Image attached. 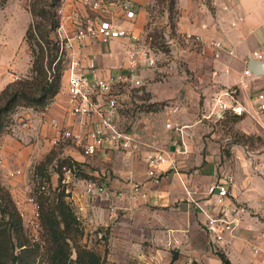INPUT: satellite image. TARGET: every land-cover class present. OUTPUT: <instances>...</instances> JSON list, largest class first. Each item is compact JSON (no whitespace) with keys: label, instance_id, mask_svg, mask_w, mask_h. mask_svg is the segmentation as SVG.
Segmentation results:
<instances>
[{"label":"crops","instance_id":"1","mask_svg":"<svg viewBox=\"0 0 264 264\" xmlns=\"http://www.w3.org/2000/svg\"><path fill=\"white\" fill-rule=\"evenodd\" d=\"M107 1L112 4L109 17L119 27L142 37L146 35L150 24L148 9L153 0H126L135 12L133 18L126 16L118 0ZM28 2H0V92L16 76L26 74L31 68V54L25 41L32 21ZM62 3L66 16L65 36H73L77 30V24L69 16L72 11L78 10L84 18L94 22L102 17L85 6L82 0H62ZM176 8L175 31L183 37V45L177 43L175 37H171L168 43L178 46L176 52L180 53H186L190 46H194V50L201 47L210 56L211 74L216 86L221 88L219 92L237 86L243 80L246 85L239 86V97L246 111L236 123L248 124L251 133L263 132L264 112L258 111L255 96L264 93V71H254L249 64L254 59L253 51H264V0H212V8L206 0H177ZM187 33L199 39L187 40L184 38ZM214 41L224 44L220 57H215ZM135 43L127 37L108 43L89 40L84 45L75 44L70 56L79 59V67L84 71L89 60L94 59L99 74L106 75L124 67L125 51ZM231 50L233 54H230ZM246 68L261 73V76H245ZM148 69L145 68L144 72ZM67 84L65 70L61 89L53 102L41 111L21 108L15 114L12 133L0 137L4 183L16 200L24 202V208L29 212L31 207L25 202L30 188L29 172L33 163L54 148L51 139L56 130L51 119L57 118L63 126L73 129L90 125V122H81L71 114ZM25 120L30 121V127H23ZM187 128L183 126V135L177 128V134L171 128L149 133L141 129L136 133L131 131L136 144L128 151L108 149L86 157L77 147L67 148V155L75 160L88 159L90 165H86V170L95 176L81 179L82 190L74 194L72 200L89 223L111 227V250L134 252L140 258L145 257L157 264L163 259H170V263L173 254L178 256L172 264H223L210 247V238L203 227L206 217L197 203L205 201L207 186L222 173L232 174L233 199L246 206L248 212L240 228L234 236L227 237L223 246L232 264H262L252 246L264 249V152L233 144L229 152L223 153L213 141L209 144L202 141L200 148H196L192 142L194 134ZM156 151L170 155L175 165L166 162L156 168L151 167L147 158ZM17 169L24 173L10 176V172ZM151 169L160 173L159 181L149 175ZM92 180L105 186L111 198L88 194L85 186ZM134 182L142 184L147 197H130ZM119 191H123L125 196L113 195Z\"/></svg>","mask_w":264,"mask_h":264},{"label":"built area","instance_id":"2","mask_svg":"<svg viewBox=\"0 0 264 264\" xmlns=\"http://www.w3.org/2000/svg\"><path fill=\"white\" fill-rule=\"evenodd\" d=\"M121 1V3H120ZM83 4L102 17L98 22L84 18L78 11L74 10L69 15L77 24L76 33L73 36H65L66 29L64 20L65 6L61 2L57 8L60 18V25L56 30V36L60 41L61 50L67 53L66 72L68 74L67 92L69 94L70 112L81 122H90L87 128L73 129L63 126L57 118L51 119V125L56 130V135L52 137L51 144L57 147L61 142L71 141L86 157H91L99 152L108 149L128 151L135 147V135L123 129L120 124L121 98L116 91L119 88L138 87L143 84V72L145 68H151L156 64L157 53L153 47L154 23L150 22L144 37L119 27L112 17V4L107 0H82ZM121 7L126 11L128 18H133L135 12L131 9L130 3L126 0H118ZM127 37L136 43L125 51L126 63L124 67L100 75L99 69L94 59H90L86 71L79 67V59L70 56L75 44L84 45L86 41L100 40L108 43L114 39ZM187 40H198L199 37L191 33L184 35ZM215 57H220L224 44L221 41L212 43ZM233 54V51H230ZM254 59L264 61V51L255 50L252 53ZM246 68L244 75L247 77L261 76ZM18 78V76H16ZM246 85L240 80L237 86H231L219 92L214 99L216 116H224L226 113L238 115L244 114L246 106L239 97V86ZM258 103V111L264 112V93L255 96ZM23 127H30V121L22 122ZM170 126V124H169ZM183 135L182 128L177 127ZM148 164L156 168L159 164L170 162L175 165L174 160L164 151H156L149 154ZM22 169L10 172V176L23 174ZM149 175L156 181L160 179V173L155 169L149 170ZM231 185H234V176L229 173H222L205 190V201L198 202L197 205L205 214L204 229L208 233L213 244L223 246L227 237L234 236L235 232L242 225L245 214L248 212L246 206L233 199ZM34 182L30 181L29 193L26 203L30 205V212L24 208V202L17 200L16 204L28 225L31 235L40 239V205L35 196ZM85 190L91 195H104L107 199L111 198L110 191L97 181L86 183ZM131 198L147 197V192L140 182H134L130 190ZM116 197H124L123 191L115 192ZM254 252L261 254L262 264H264V249L260 246H252Z\"/></svg>","mask_w":264,"mask_h":264},{"label":"rangeland","instance_id":"3","mask_svg":"<svg viewBox=\"0 0 264 264\" xmlns=\"http://www.w3.org/2000/svg\"><path fill=\"white\" fill-rule=\"evenodd\" d=\"M32 1L29 0L28 5ZM40 1L45 4L44 6L47 9L54 10L52 0ZM172 2L173 0H153L152 4L149 5L150 22L154 23V30L151 33L154 36L153 47L157 53V61L153 67L143 72L142 85L119 88L116 91L121 98V126L123 129L135 133L138 129L149 133L171 128L174 134H177V127L183 128L185 126L188 127L187 130L194 134L192 142L196 144V148H200L202 141L205 144L213 141L216 146L221 148L223 153L229 152L233 144L264 152V131L251 133L248 124H237L234 121L232 113H226L223 117L216 116L214 99L221 88L216 86L214 75L211 74L213 65L210 56L206 55L201 47L194 50L196 49L194 46L187 48L189 50H186V53L176 52L178 46L168 43L171 37H175L176 42L181 45H183L182 40H184L175 31L178 17L177 0H175L174 6ZM38 20L41 19L38 18ZM51 37H55L54 33H51ZM43 43L45 47L48 46L45 39H43ZM30 70L24 75H19L18 78L15 77L14 81L28 76ZM15 114L0 137L12 133L15 126ZM67 148L75 149L76 146L71 141L63 142L60 146L54 147L46 153L42 159L33 163L31 171L36 166L42 167V170H38V174L51 194L55 191L65 190L66 200L71 203L79 217L80 227L83 231L80 242L89 248L96 249L110 264H157L148 261L145 257L140 258L134 252L111 250L109 248L111 227L99 224L92 225L84 217L78 205L72 200V196L82 190L83 183L81 179H91L95 176L90 175L86 170V165H90L88 159L76 160L69 169L65 161V158L70 157L66 153ZM61 164L66 165V169L65 166L61 168ZM31 171L29 172L30 181L32 179ZM85 173L89 174V177H83ZM3 177L0 160V185L10 190L7 184L4 183ZM14 200L17 201L18 199L14 198ZM1 216L0 210V218ZM24 226L31 242L44 244V248L41 250L43 255L38 257L34 264H49L48 256L45 255L44 237L40 235V239L36 240L31 235L25 221ZM144 244H147V242ZM210 247L214 253L219 250L226 254L224 246L215 245L211 241ZM258 256L262 262L261 254H258ZM169 261L170 259H163L158 264H169ZM174 264H177V262Z\"/></svg>","mask_w":264,"mask_h":264},{"label":"trees","instance_id":"4","mask_svg":"<svg viewBox=\"0 0 264 264\" xmlns=\"http://www.w3.org/2000/svg\"><path fill=\"white\" fill-rule=\"evenodd\" d=\"M7 0H2L6 2ZM212 8V0H206ZM61 0H52L54 10L47 9L40 0L29 4L32 21L27 28L25 41L30 48L32 65L28 76L10 82L0 92V135L6 130L13 115L19 108L31 107L45 110L59 93L62 77L67 66V53L61 50L56 30L60 25L57 8ZM173 6L175 0L172 2ZM174 9V7H173ZM38 18L41 20L39 21ZM40 33V34H39ZM54 33L55 37H51ZM43 39L48 46L45 47ZM66 56V57H65ZM234 121L243 118L234 114ZM67 166L75 163L73 157L65 158ZM66 165L61 164V168ZM36 166L32 170L31 181L34 182V194L40 205V235L44 237L49 264H110L93 248L82 244L83 235L77 216L71 203L66 200L65 190L51 194L41 180ZM83 177H89L85 173ZM0 264H34L44 244L31 242L26 234L24 219L18 209L11 191L0 185ZM74 254V256H73ZM223 264H232L229 257L216 251ZM173 254L172 264L177 259ZM115 264V263H112Z\"/></svg>","mask_w":264,"mask_h":264},{"label":"water","instance_id":"5","mask_svg":"<svg viewBox=\"0 0 264 264\" xmlns=\"http://www.w3.org/2000/svg\"><path fill=\"white\" fill-rule=\"evenodd\" d=\"M249 65H250V67H252V69L254 71H258V70L264 71V61H259V60L253 59V60H251ZM256 74H261V73H256Z\"/></svg>","mask_w":264,"mask_h":264}]
</instances>
